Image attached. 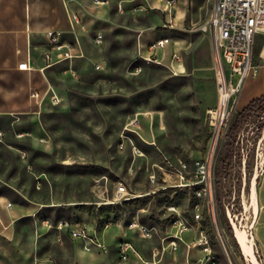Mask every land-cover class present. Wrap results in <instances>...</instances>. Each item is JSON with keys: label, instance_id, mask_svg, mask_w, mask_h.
I'll return each mask as SVG.
<instances>
[{"label": "rangeland", "instance_id": "obj_1", "mask_svg": "<svg viewBox=\"0 0 264 264\" xmlns=\"http://www.w3.org/2000/svg\"><path fill=\"white\" fill-rule=\"evenodd\" d=\"M148 14L147 23L163 22ZM209 14L167 23L171 29L159 33L170 41L161 64L141 59L154 35L140 42L129 27L106 28L100 48L87 40L86 58L52 69L58 104L48 100L34 116L0 117V264H143L153 251L157 264L205 263L192 247L193 230L175 248L164 240L173 233L167 205H179L191 221L193 195L168 187L175 178L161 168L192 164L206 143V112L217 102L212 44L199 29ZM241 105L239 99L216 163L214 225L205 209L200 223L217 264H253L233 224L264 264V102L243 116ZM132 145L142 155L134 156ZM244 158L243 180L237 171ZM120 183L125 197H139L115 200ZM59 221L85 225L97 241L70 239L55 228ZM131 221L155 228L154 237L130 230ZM120 242L137 255L121 258Z\"/></svg>", "mask_w": 264, "mask_h": 264}, {"label": "built area", "instance_id": "obj_2", "mask_svg": "<svg viewBox=\"0 0 264 264\" xmlns=\"http://www.w3.org/2000/svg\"><path fill=\"white\" fill-rule=\"evenodd\" d=\"M105 2L106 0H93V3L98 5ZM169 3L173 5L175 1L170 0ZM72 20L77 22L75 16L72 17ZM199 29L208 34L212 44L217 102L215 106L206 112V143L201 157L192 164L180 161L176 166L170 165L168 170L161 168L163 174H168L170 178H175L174 183L168 187L175 190L188 191L193 195L190 205L192 210L191 221L188 220L179 205H167V210L170 213L168 215V218H170L169 223L173 233L166 236L164 240H170L172 248H175L177 241L184 243L182 235L188 234L193 230L194 240L192 247L196 248L203 256L204 264H217L211 250L207 231L200 226V223L203 220L202 213L205 209L207 211L206 217L214 225L218 178L216 163L219 152L229 129V120L237 110V99L246 80L249 77L256 76L260 64H264V0H213L209 18ZM46 38L49 41L50 48L56 52L57 62L71 61L83 57L82 52L75 44L59 41L56 32H46ZM91 42L94 46H100L103 42V35L96 34L92 37ZM168 43L169 39L166 37L154 40L148 45V56H141V59L161 64L162 59L158 57V52L163 50ZM256 46L259 48L257 54H255ZM42 55L46 60V65H51L50 52L45 51ZM178 59L179 57L175 53L170 58L173 62ZM94 68L98 70L101 66L94 64ZM18 69H28L27 64H19ZM31 97L37 98V92L33 91ZM51 103L54 105L59 103V98L54 93L51 95ZM19 137H22V135H19ZM2 138L3 133L0 131V141ZM131 152L134 156L142 155V152L133 145ZM20 157L26 159L25 153L20 151ZM240 164L238 165L237 173L242 174L241 176L244 180L245 158ZM28 169H30L29 166ZM35 181L36 188L39 189V178L36 177ZM148 181L151 184H155V175L149 176ZM165 188L166 186H162V189ZM126 194L125 186L120 183L116 188L114 199L126 201L139 197V195H130V198H128L125 197ZM5 206L7 209L12 208L11 203H7ZM128 227L130 230L138 232L146 240L152 239L155 234V228L139 222L131 221ZM55 228L63 230L72 240L97 241L89 229L79 222L59 221ZM129 252L130 255H137L131 244L120 242L118 246L120 257L126 258ZM158 253L153 251L150 258L144 260L143 264H157Z\"/></svg>", "mask_w": 264, "mask_h": 264}, {"label": "crops", "instance_id": "obj_3", "mask_svg": "<svg viewBox=\"0 0 264 264\" xmlns=\"http://www.w3.org/2000/svg\"><path fill=\"white\" fill-rule=\"evenodd\" d=\"M169 1L106 0L98 5L93 0H0V117L34 116L42 111L46 101L51 102L50 74L60 62L56 61V52L50 48L46 32H56L62 43L75 44L83 54L77 59H84L83 46L87 40L100 48L106 28L129 27L140 42H147L154 35L142 51L148 54V45L165 37L159 33L171 29L167 23L185 16L198 19L209 14V0H174L173 5ZM149 10L150 14L161 16L163 22L156 26L147 23ZM73 16L77 22L72 20ZM96 34L103 35L100 46L91 42ZM169 45L170 41L158 52L162 60ZM45 51L51 54L49 66L42 55ZM21 63H26L28 69H18ZM33 91L37 92V98L31 97ZM263 95L264 64H260L258 74L246 80L238 96L237 102L242 101L238 109L244 110Z\"/></svg>", "mask_w": 264, "mask_h": 264}, {"label": "bare ground", "instance_id": "obj_4", "mask_svg": "<svg viewBox=\"0 0 264 264\" xmlns=\"http://www.w3.org/2000/svg\"><path fill=\"white\" fill-rule=\"evenodd\" d=\"M180 67L183 69V65L180 64ZM257 206L254 205L253 212L257 213ZM259 211V210H258ZM256 219V218H255ZM254 225V224H253ZM251 227V226H250ZM233 229L236 233V237L239 239L240 244L245 248L246 256L249 258V260L253 264H260L259 261L256 259V257L252 253V245H249L247 243L248 237H246V233L244 230H239L235 224H233ZM250 242V241H249Z\"/></svg>", "mask_w": 264, "mask_h": 264}, {"label": "trees", "instance_id": "obj_5", "mask_svg": "<svg viewBox=\"0 0 264 264\" xmlns=\"http://www.w3.org/2000/svg\"><path fill=\"white\" fill-rule=\"evenodd\" d=\"M259 102H264V95L250 102V104L239 115L243 116L244 114L252 111Z\"/></svg>", "mask_w": 264, "mask_h": 264}]
</instances>
